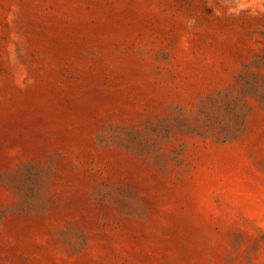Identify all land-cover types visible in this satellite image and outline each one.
Wrapping results in <instances>:
<instances>
[{"label":"rangeland","instance_id":"1","mask_svg":"<svg viewBox=\"0 0 264 264\" xmlns=\"http://www.w3.org/2000/svg\"><path fill=\"white\" fill-rule=\"evenodd\" d=\"M0 264H264V0H0Z\"/></svg>","mask_w":264,"mask_h":264}]
</instances>
